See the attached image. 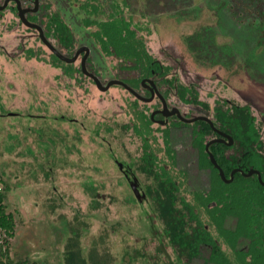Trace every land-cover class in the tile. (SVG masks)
<instances>
[{
  "label": "rangeland",
  "instance_id": "374dc122",
  "mask_svg": "<svg viewBox=\"0 0 264 264\" xmlns=\"http://www.w3.org/2000/svg\"><path fill=\"white\" fill-rule=\"evenodd\" d=\"M50 1L51 8L61 10L78 38L80 34L88 36L78 19L83 13L77 14L71 0ZM95 2H105L110 9L120 8L156 58L167 65L202 73L198 84L207 75L211 85L214 76L221 92L232 96L264 84V0ZM3 33H11L8 39L13 51L21 52V44L28 41L34 48L42 47L43 52L38 61L28 57L26 62L23 58L25 63L10 56H6V62L4 54H0V75L10 70L17 74L18 68L22 69V74L14 78L21 84L15 94H8L11 88L4 84L0 89V186L7 211L14 214L16 221L14 237L9 238L8 260L13 264H85L80 260L81 247L84 254L90 256L95 250L93 254L100 255H96L93 264H115V260L122 261V256L128 261L127 250L139 248L145 243L146 234L156 232L148 222L155 224L154 203L151 199L142 203L133 197L131 185L108 152L114 151L126 162L138 159L141 137L128 124L123 132L119 129L120 122L128 120L125 111L133 113L128 106L133 96L120 85L102 92L78 69L71 78L69 67L45 65L44 61L53 63L51 53L45 47L44 50L36 32L19 23L18 15L9 10L0 17V34ZM84 35L80 43L89 45L91 40ZM94 53L98 60L91 59L92 69L100 74L104 68L100 74L103 82L114 78L108 63L102 60L103 53ZM109 62L114 63V58ZM74 66H80V59ZM10 77L9 82H15ZM213 89H217L216 85ZM171 100L174 102L175 96ZM147 106L161 108L158 100ZM14 110L23 117L17 118ZM28 114L41 117L30 119ZM57 115L62 119L55 120ZM70 118L78 121H69ZM95 128L103 132L96 135ZM123 135L128 146L125 148L121 146L125 143L121 140ZM175 141L179 168L188 171L182 191L196 189L206 174L193 164V151L183 136ZM138 178L143 186L152 182L141 171ZM99 199L110 206L109 215L100 221L88 211L90 201L96 206ZM145 210L151 212L146 214ZM3 236L0 232V239ZM157 243L153 237L145 254L153 251ZM109 250L113 255H109ZM193 264H203V260H194Z\"/></svg>",
  "mask_w": 264,
  "mask_h": 264
},
{
  "label": "flooded vegetation",
  "instance_id": "af4514ba",
  "mask_svg": "<svg viewBox=\"0 0 264 264\" xmlns=\"http://www.w3.org/2000/svg\"><path fill=\"white\" fill-rule=\"evenodd\" d=\"M78 2L80 3L79 5H77ZM84 2L87 3L88 1L84 0ZM71 4H73L74 7H77L78 15L83 13L81 16H78V19L82 28L86 29L85 33H88L87 37L83 34L84 38L91 40V43H88L89 45H81L80 42H82L83 35L80 34L81 38L77 37L79 34H76L74 28L65 18L61 10H53L51 8L52 1L50 0H0V17L4 15L6 10H9L12 14L18 15L19 23H22L27 28L36 32L38 39L41 40L43 48L45 47L46 51H49L53 57V63L50 64L48 61H44L45 65L49 64L50 67L53 66V68L55 67L57 69L69 67L68 75L71 78L75 77V72L78 69L80 72L90 77L102 92L111 90L114 85H120L133 96V101L128 105L131 107V110H133V113H130L128 110L125 111L128 120H125L126 123L120 122L119 129L123 132L128 124V127L133 128L135 133L141 137L142 143L140 152L136 154L138 159L126 162L119 159V157H116L117 154L114 151L108 152L109 154H112V158L118 164L119 170L131 185L134 194L133 197L136 198L137 201L139 200L143 203L150 199L152 200L150 184H152L153 181L148 185L143 186L138 178V172L141 171L146 174L144 171L147 168L168 170L169 173L173 175L176 182L181 185V189L182 185L185 184L184 182H187L188 171L186 173L183 169L179 168V153L177 145L175 144V139L179 136H183V139L186 140L187 144L193 151V164L196 165L199 172L202 171L206 174V179L204 178L203 183L196 189L204 190L210 187L211 168L203 166L201 163L203 161L201 160L202 146L208 159L218 170L222 180L225 182L233 181L237 173L247 175L250 170L254 169L251 168L248 171L245 170L244 163H242L244 152H242L243 149H241L242 146L240 145L239 138H236L232 129H225L218 118L220 116L221 107L223 112L228 113L229 119H232L233 121L239 120V123L243 125V130L246 132L249 126L248 121L249 119H252V122L257 124V129L259 130L260 145L258 146V149L261 156L264 157V84H259L260 86H258L257 89L248 93L243 91L242 93L239 92V95L237 96H232L231 94L228 95L221 92V88L214 82L216 79L214 76H211V85L208 84L210 81H208L207 75H204L207 79L203 80V83H199V85L198 80L199 77H203L202 73L199 74L200 72H198V74H196L193 73V70H184L180 65L178 67H174V65L170 64L167 65L161 58H156V56L150 51L149 47L148 51L155 60L158 62L161 61L162 64L168 66V69H164L167 72L163 76L155 75L154 69H152L151 75L142 76V73H140L141 69L135 62H133V66L131 67L132 62L126 61L122 56L117 55L113 52L112 48L109 51L103 48L99 39L96 37V31L98 29L96 23L84 22V19L90 14L87 15L89 12H87L86 9L81 8V0H71ZM107 5L108 4L102 5V9L98 12V15H92V18L105 20L108 15L113 14L115 10L107 8ZM120 10L121 9L119 8V13L121 12ZM57 19L64 21L71 29L75 36L73 43L70 44L63 40L60 35L61 29L57 27ZM9 34L11 33L0 34V54H4L5 60L7 59L6 56L20 60L24 58L26 62L28 61V57L31 58V60L32 58H36L37 60L35 61L39 60L38 56L40 57L43 53L42 47L35 46L34 48L33 45L30 46L27 41L28 39L25 36L24 39L27 42H21V52L16 48L17 51H13L11 48L12 46L9 45ZM21 41H23L22 38ZM82 47H88L90 49L89 53H87V50H83L79 54L77 60L69 61V59H72ZM94 50L99 54L103 53L102 60H104L105 63H108L110 72L112 71V75H115L114 78H111L107 82H103L100 75L104 72V68L99 70L100 74L92 69L91 59L94 57V61L98 60L94 56ZM10 51L12 52L10 53ZM56 51L66 59L61 58ZM84 57H86L85 67L82 65ZM111 57L114 58V63L109 62ZM24 59L22 62L25 63ZM79 59L80 66L76 68L74 64ZM19 70H21V72ZM180 70H183V72ZM20 73L22 74L21 68H18L17 74H14L13 70L1 73L0 89L2 84H4V87L7 86L8 88H11L9 89L11 91H7L8 94H15L21 84L14 80V78L20 76ZM117 74H119V76ZM11 75L12 80L15 81L13 83L9 82L11 81ZM9 83L11 84L9 85ZM215 85L217 88L216 90L213 89ZM188 88L189 90L187 91L186 89ZM146 93L149 95H146ZM172 95L175 96L174 102L171 100ZM154 100H158L161 104V108L153 109L147 106L151 105ZM243 108H248V110H244ZM175 109H178L181 115H179V112L172 113ZM13 112L18 113L16 116L17 118L21 119L23 117V114L19 113L20 111L17 112V110H14ZM34 116H37L36 118L41 117L40 115L28 114L30 119ZM56 119L62 118L57 115V117H55V120ZM69 121L78 120L76 118H70ZM99 122L100 127L103 126V124H101L102 122ZM105 126H107L106 123ZM137 129H140L139 131L144 130L143 134H138L139 131ZM101 131V128L100 131L97 128L94 129L96 135H100L103 132ZM194 131L198 133L196 141L193 136ZM242 135H244L245 139L250 137V134L242 133ZM144 138H146L150 145L148 151H146V146H144ZM103 139H106L105 136H103ZM121 140L125 142L124 135ZM159 140L162 142L160 143ZM100 144L102 145L103 143L100 142ZM125 144L127 143H121L122 148L127 146H125ZM171 154L174 156L173 158L170 157ZM217 154H219V156H224V166L219 162ZM147 155L150 156L148 157ZM212 156L217 161L219 167L213 162ZM228 162L231 164V170L227 174L226 169ZM235 163L238 165H234ZM234 170L236 171L234 172ZM256 170H258V168ZM221 171H223L225 178ZM259 171L262 181L259 179L258 173L254 174L257 175L258 181L264 185V176L260 169ZM148 178L152 180L153 177L149 176ZM133 184H137L140 196L135 192ZM182 192L185 193V191ZM152 202L154 203V201ZM215 204L216 202L214 201L210 206H214Z\"/></svg>",
  "mask_w": 264,
  "mask_h": 264
},
{
  "label": "trees",
  "instance_id": "16d2710c",
  "mask_svg": "<svg viewBox=\"0 0 264 264\" xmlns=\"http://www.w3.org/2000/svg\"><path fill=\"white\" fill-rule=\"evenodd\" d=\"M95 1L91 0L87 2L88 4L82 2L81 8L89 12L87 15L90 14L84 22L96 23L98 27L96 37L103 48L108 51L112 48L117 55L122 56L126 61H131V67L135 62L141 69L142 76L151 75L152 69L155 70V75H165L167 71L164 69H168V66L156 61L149 53L146 43L140 36L141 33L122 12L119 13L115 8L113 14L108 15L105 20L92 18V15L97 16L102 9L101 6L106 4ZM57 20V27L61 29L60 35L63 40L73 43L75 36L71 29L61 19ZM186 90L188 91L189 88ZM243 109L248 110V108ZM228 116V113L223 112L220 107L218 119L225 129H232L236 138L240 140L242 146L240 148L244 152L242 163L245 170L258 168L264 176V157L258 149L260 134L257 124L249 119L246 132L239 120L233 121ZM141 131L138 134H143L144 130ZM242 133L250 134V137L245 139ZM193 136L196 141L198 133L194 131ZM143 140L148 151L150 145L146 138ZM170 157L174 156L171 154ZM217 157L224 166V156L217 154ZM201 160L203 166L211 168L210 187L204 190L187 191L186 189L184 193L181 185L168 170L147 168L144 171L148 177H153L150 190L156 217L153 218L155 224L148 222L151 224L150 229L152 225L155 226L156 232L154 235L146 234L145 243L139 248L126 251L130 255L128 261L126 256H122L123 262L115 260V264L133 262L135 264L137 261H142L143 264L163 262V264H193L197 259H202L203 264H264V185L258 181L255 174L248 176L237 173L233 181H223L218 170L208 159L203 146ZM230 165L228 162L227 174L231 170ZM1 176L0 172V178ZM2 190L0 191V232L4 236L0 239V264H13L8 260V252L9 238L14 237L16 221L14 214L7 211ZM214 201L216 204L210 206ZM99 202V205L93 206L90 201L89 208H91L88 211L90 215L95 216L94 219L100 221L101 218L109 215L110 206L106 200L99 199ZM145 212L147 214L151 211L145 210ZM230 220L234 223H229ZM153 237L157 238L158 243L153 251H147L149 254H145V248L149 242H152ZM226 248L230 251L228 252ZM79 251V255L82 256L80 260L81 262L84 260L85 264H93L96 255L100 256L93 254L95 250L91 251L90 256L84 254V249L82 251L81 247ZM109 251V255H113L112 251ZM76 264L80 262L76 261Z\"/></svg>",
  "mask_w": 264,
  "mask_h": 264
},
{
  "label": "water",
  "instance_id": "95a60500",
  "mask_svg": "<svg viewBox=\"0 0 264 264\" xmlns=\"http://www.w3.org/2000/svg\"><path fill=\"white\" fill-rule=\"evenodd\" d=\"M83 50H87V53H89V51H90V49H89L88 47H82V48H80V49L78 50V52L76 53V55H75L72 59H69V61H73V60L75 61V60H77L79 54H80L81 51H83ZM56 52L59 54V56H60L61 58L66 59V58H65L63 55H61L58 51H56ZM86 57H87V55H86ZM86 57H84V59H83V61H82V65H83V67H85V60H86ZM175 112H179V110H178V109H175L172 113H175ZM179 115H181L180 112H179ZM212 159H213V162L215 163V165H216L217 167H219L217 161L215 160V158H214L213 156H212ZM235 171H236V170H234V172H235ZM234 172H233V173H234ZM221 173H222L223 177L225 178L223 171H221ZM254 173H258V175H259V179L262 181V177H261V174H260V171H259V170L252 169V170H250V172H249L247 175H252V174H254ZM133 188H134L135 192L137 193V195L140 196L139 190H138V188H137V184H133Z\"/></svg>",
  "mask_w": 264,
  "mask_h": 264
},
{
  "label": "built area",
  "instance_id": "2783aa9c",
  "mask_svg": "<svg viewBox=\"0 0 264 264\" xmlns=\"http://www.w3.org/2000/svg\"><path fill=\"white\" fill-rule=\"evenodd\" d=\"M2 190V187L0 186V191Z\"/></svg>",
  "mask_w": 264,
  "mask_h": 264
}]
</instances>
